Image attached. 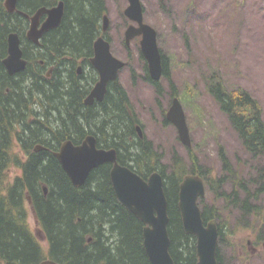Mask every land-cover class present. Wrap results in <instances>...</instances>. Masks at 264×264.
Wrapping results in <instances>:
<instances>
[{"label":"trees","instance_id":"trees-1","mask_svg":"<svg viewBox=\"0 0 264 264\" xmlns=\"http://www.w3.org/2000/svg\"><path fill=\"white\" fill-rule=\"evenodd\" d=\"M53 1L19 0V4L37 7ZM64 1L67 14L59 28L45 34L44 50L37 55L45 65L35 66L36 57L26 71L13 77L5 71L1 59L7 55V35L16 28L0 0V55L4 54L0 57V264H41L47 259L58 264H151L144 246L145 225L117 199L110 179L111 166L94 170L86 183L76 188L54 157L53 152L63 141L77 144L89 134L97 136L102 147L116 149L119 162L143 178L155 171L163 175L169 201L171 255L175 264H197V238L185 233L178 206L180 184L188 174L202 176L206 195L213 194L214 201L207 203L205 197L200 207L205 223L217 221L220 242L224 238V213L234 215L240 225H246L249 216L261 217L264 119L259 101L241 87L228 89L216 73L207 77L208 92L250 159L245 161L250 168L245 178L239 173L241 164L233 166L224 149L219 154L221 168L216 177L204 170L192 152L190 163L174 153L170 163L164 164L153 143L139 138L138 116L120 85L112 84L98 107L85 106L94 75L86 84L75 70L77 61L92 57L94 41L102 35L104 0ZM164 58L162 79L168 80V58ZM141 60L145 81L160 88V82L150 78L142 54ZM51 66L52 77L44 79ZM173 96H178L177 92ZM33 104L41 106L42 112L31 109ZM163 117L168 124L165 114ZM38 144L48 145L49 150L37 152ZM16 145L23 158L13 153ZM11 168L21 174L9 183L7 171ZM219 200L221 207L217 205ZM28 201L47 241L46 249L28 224ZM218 257L223 264L219 249Z\"/></svg>","mask_w":264,"mask_h":264},{"label":"rangeland","instance_id":"rangeland-1","mask_svg":"<svg viewBox=\"0 0 264 264\" xmlns=\"http://www.w3.org/2000/svg\"><path fill=\"white\" fill-rule=\"evenodd\" d=\"M105 1L111 51L127 63L118 75V84L134 107L137 125L162 155L163 163H170L174 153L190 163L192 152L204 170L216 177L224 149L233 166L241 164L239 173L245 178L250 169L245 161L250 159L208 92L207 77L216 73L228 89L241 87L251 93L259 101L264 119V0H142L145 22L157 30L159 46L168 58L170 79H162L160 88L144 79L140 38L125 48L124 33L131 24L124 16L127 0ZM175 92L186 113L191 151L180 142L177 129L164 123L163 114L167 115ZM30 108L41 109L37 105ZM13 153L24 157L17 145ZM20 174L11 168L7 181L12 183ZM231 188L227 186V190ZM205 200L212 203L213 194L207 193ZM217 205L221 207L220 200ZM26 207L30 229L46 249L47 241L29 201ZM222 220L224 238L218 247L223 264H264V211L260 218L247 217L246 225L237 224L235 216L228 213ZM255 236L263 237L257 254L248 246Z\"/></svg>","mask_w":264,"mask_h":264},{"label":"water","instance_id":"water-1","mask_svg":"<svg viewBox=\"0 0 264 264\" xmlns=\"http://www.w3.org/2000/svg\"><path fill=\"white\" fill-rule=\"evenodd\" d=\"M127 1L128 6L124 13L131 24L124 33L126 46L130 47L133 40L140 38V49L147 62L150 78L154 82H160L164 73V61L158 44V32L145 22L142 0ZM16 2L17 0H7L8 11L15 10ZM45 13L48 14L49 19L39 30L38 19ZM63 14V3L53 9L42 8L33 17L29 38L34 43H39L45 32L60 25ZM109 24V17L105 16L104 33L108 31ZM94 49L92 64L98 71L100 80L86 99L87 105H92L95 100L103 101L108 84L116 81L120 71L127 65L113 55L111 44L104 36L95 41ZM3 64L11 76L25 71L27 67L17 33L8 36V56L3 60ZM166 120L177 129L180 142L187 148L192 147L186 113L179 98L173 99ZM137 131L139 137L143 138L144 131L140 125H137ZM35 150L38 152L44 148L38 146ZM54 156L76 188H81L91 173L101 165L111 164L110 179L117 199L145 225L144 246L151 264H175L170 252L169 201L165 190V179L159 171L153 172L147 179L143 178L119 162L116 149L97 148V138L93 135L86 136L80 145H75L70 140L64 142ZM44 190L47 193L46 187ZM205 196L206 187L202 176L188 174L180 184L178 206L185 233L197 238V264H219L217 221L210 220L205 223L199 205L200 199ZM41 264L58 263L48 259Z\"/></svg>","mask_w":264,"mask_h":264},{"label":"flooded vegetation","instance_id":"flooded-vegetation-1","mask_svg":"<svg viewBox=\"0 0 264 264\" xmlns=\"http://www.w3.org/2000/svg\"><path fill=\"white\" fill-rule=\"evenodd\" d=\"M2 2H3V5H4V7L6 6V2H7V0H1ZM60 3H63V6H64V14H63V18H62V20H61V23H60V25L58 26V27H56V28H54V29H57V28H59L60 26H61V24H62V22H63V20H64V18H65V15L67 14V6H66V2L64 1V0H55V1H53L52 3H50V4H40V5H38L37 7H30V6H27V5H21L20 6V4H19V0H17V2H16V7H15V10L13 11V12H10V11H8V9L7 8H5V10L11 15V19H10V21H11V23L13 24V26L16 28V29H14L13 31H10V33H8V35H7V46H8V36H9V34H11V33H17L18 35H19V37H20V40H21V47H22V50H23V58L25 59V61L27 62V67H26V69H25V71L27 70V68L28 67H30L31 66V61L30 60H32V62L36 59V57H37V55H39L40 53H42L41 52V49H43L44 50V48H43V39L45 38L44 36H45V34L46 33H48L49 31H52V30H54V29H51V30H49V31H47V32H45L42 36H41V38L39 39V43H34V41H32L30 38H29V32H30V30H31V24H32V20H33V17L35 16V15H37V13L42 9V8H46V9H53L52 7H57ZM127 4H128V1H127ZM104 6H105V11L103 12V14L101 15V19H100V21H101V33H102V35H99L96 39H95V41L98 39V38H100V37H102V36H104L109 42H110V40H109V38H108V35H107V33L105 32H103V20H104V17L105 16H108V14H107V3H106V1L104 0ZM127 8V7H126ZM125 8V9H126ZM124 12H125V10H124ZM124 16L126 17V15H125V13H124ZM127 18V17H126ZM49 19V17H48V14H42L40 17H39V19H38V23H39V25H38V29L40 30L41 28H42V26H43V24L47 21ZM95 41H94V44H95ZM94 44H93V54H92V57H90L89 59H84V58H82V59H80L79 61H77V67H76V70H75V73H76V75L77 76H83V79H82V81L83 82H86V84H88L87 83V81H88V79H90V75L91 74H93L94 75V78H93V80H95L94 82L93 81H91L90 83H91V86H89L90 87V89H89V91L87 92V94H86V96H85V98H84V100H86L88 97H89V95H90V93L92 92V90L94 89V87L96 86V84L99 82V80H100V75H99V73H98V71L96 70V68L93 66V64H92V59H93V57L95 56V49H94ZM111 44V43H110ZM124 44H125V48H129V47H127L126 46V43H125V39H124ZM7 49H8V47H7ZM8 56V51H7V55L6 56H4V58H6ZM164 57H166L164 54H163V61L165 60V58ZM4 58H2L3 60H4ZM1 59V63H2V65H3V60ZM35 63V62H34ZM147 63V62H146ZM38 64V65H37ZM39 66V67H42V66H44L45 65V61L41 58V56H38L37 57V62L35 63V66ZM4 66V65H3ZM4 68H5V66H4ZM32 69H34V67H33V64H32ZM53 70H54V67L53 66H51V67H49V69H48V71H47V73L45 74V78L44 79H47V78H51L52 77V75H53ZM5 71L7 72V70L5 69ZM24 72V71H23ZM8 73V72H7ZM22 73V72H21ZM9 74V73H8ZM18 74H20V73H18ZM18 74H16V75H18ZM16 75H14V76H16ZM11 76V75H10ZM115 83H117L118 84V80H116V81H114V82H111V83H109L108 84V86H107V92H106V95H107V93H108V91H109V89L111 88V85L112 84H115ZM79 85V84H78ZM119 85V84H118ZM106 95H105V98H106ZM105 98L103 99V101H105ZM175 98V97H174ZM173 98V99H174ZM103 101H98V100H95L94 102H93V104L92 105H87L86 103H85V101H84V104H86L85 106H87V107H92V106H97L98 107V105H100L101 103H103ZM96 103H97V105H96ZM35 105H37V104H33V106H35ZM40 106V105H39ZM41 107V106H40ZM36 112H37V110L36 109H34ZM40 112H42V109H40V111L39 112H37V113H40ZM34 118V117H33ZM137 126V125H136ZM136 130H137V127H136ZM137 134H138V131H137ZM89 135H93V134H89ZM88 136V135H87ZM93 136H95V135H93ZM139 136V135H138ZM96 138H97V136H95ZM140 138V137H139ZM85 139V138H84ZM83 139V140H84ZM140 139H142V140H144V139H146V140H148V141H150V142H152L151 140H149L147 137H146V135H145V133H144V136H143V138H140ZM66 141H68V139L67 140H65V141H63L60 145H59V147H58V151L60 150V148H61V146L63 145V143L64 142H66ZM71 141V140H70ZM83 141H81L80 143H74L75 145H80L81 143H82ZM38 146H42L43 148H44V150L45 151H47V150H49V146L47 145H45V144H38V145H36V147H35V149L38 147ZM154 146V145H153ZM97 148H99V149H106L105 147H102L99 143H98V139H97ZM111 149V148H110ZM188 149H191V147L190 148H188ZM43 151V150H42ZM57 152V151H56ZM55 152H53V154H54ZM117 154H118V152H117ZM55 157V156H54ZM56 158V157H55ZM118 158H119V156H118ZM57 159V158H56ZM119 160V159H118ZM60 163V162H59ZM61 165V164H60ZM104 165H110L111 167H112V165L111 164H104ZM101 166H103V165H101ZM100 166V167H101ZM126 166V165H125ZM61 167H62V165H61ZM63 169V168H62ZM98 169V168H97ZM110 171H111V169H110ZM65 172V171H64ZM68 176V175H67ZM69 177V176H68ZM70 179V178H69ZM72 182V181H71ZM205 198V197H204ZM204 198H202V199H204ZM202 199H200V201L202 200ZM199 201V205H200V202ZM263 240V237H261V236H255V239L253 240V239H250L249 241H248V246H249V249L250 250H252V252H254V254H257L258 253V251H259V245L261 244V241Z\"/></svg>","mask_w":264,"mask_h":264},{"label":"bare ground","instance_id":"bare-ground-1","mask_svg":"<svg viewBox=\"0 0 264 264\" xmlns=\"http://www.w3.org/2000/svg\"><path fill=\"white\" fill-rule=\"evenodd\" d=\"M5 8H6V6H5ZM52 8H54V7H52ZM10 33V32H9ZM8 47V46H7ZM6 50V49H5ZM7 51H8V49H7ZM2 52V51H1ZM2 55L4 56V54L2 53ZM2 55H0V57L2 56ZM2 58V57H1ZM4 58V57H3ZM5 59V58H4ZM3 60V59H2ZM4 65V64H3ZM6 69V68H5ZM14 77V76H13ZM84 101H86V100H84ZM104 102V101H103ZM86 105V104H85ZM96 105H97V103H96ZM28 135V134H27ZM34 149V148H33Z\"/></svg>","mask_w":264,"mask_h":264}]
</instances>
